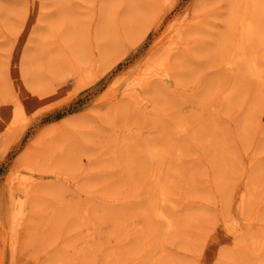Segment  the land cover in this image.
Listing matches in <instances>:
<instances>
[{
  "label": "rangeland",
  "instance_id": "obj_1",
  "mask_svg": "<svg viewBox=\"0 0 264 264\" xmlns=\"http://www.w3.org/2000/svg\"><path fill=\"white\" fill-rule=\"evenodd\" d=\"M235 4L0 0V264H46L48 255L64 247L75 256L83 246L85 259L70 264H110L113 249L126 251L116 264H126L127 256L135 264L146 238L165 246L179 264H259L264 249L258 257L251 254L254 239L264 237V0L248 1L252 14L245 27L235 18ZM131 18L138 21L132 28ZM147 22L150 27L139 33ZM243 31L247 46L258 50L259 66L244 53L240 60L232 55ZM97 41L112 49L96 48L103 62L92 68L91 45ZM65 43L80 62L65 58ZM88 66L97 76L85 83ZM245 113L254 115L250 133ZM39 133L54 135L56 144L46 148L50 152L47 141L37 147L44 155L41 170L31 171L19 165L20 154ZM163 161L177 202L165 209L179 218L178 226L162 215L148 222L141 211L150 199V174ZM23 175L42 189L31 202L19 184ZM78 206L93 211L92 233L71 222ZM54 209L64 210L57 229L44 223ZM97 209L106 214L98 223Z\"/></svg>",
  "mask_w": 264,
  "mask_h": 264
},
{
  "label": "bare ground",
  "instance_id": "obj_2",
  "mask_svg": "<svg viewBox=\"0 0 264 264\" xmlns=\"http://www.w3.org/2000/svg\"><path fill=\"white\" fill-rule=\"evenodd\" d=\"M248 1L249 0H237V4H235L234 6H233V10H234V13H235V18H237V21L239 22V24L242 26V27H245V26H248V22H249V19L251 18V14H252V11H251V9H248L247 8V3H248ZM157 2V1H156ZM66 3V2H65ZM73 3V2H72ZM73 4H75V3H73ZM152 5V4H151ZM71 6V5H70ZM69 6V7H70ZM76 6V5H75ZM64 8V7H63ZM62 9V8H61ZM68 9V8H67ZM58 10H59V8H58ZM64 10H66V9H64ZM141 10V9H140ZM66 12H67V10H66ZM141 14L143 15L144 13H142L141 12ZM96 15V14H95ZM145 15V14H144ZM147 15V14H146ZM57 16V15H56ZM53 17V16H52ZM51 17V18H52ZM144 17V16H143ZM94 17H92V19H93ZM136 18V17H135ZM138 18V17H137ZM50 20H52V19H50ZM130 20V19H129ZM138 20V19H137ZM142 20V19H141ZM89 22V21H88ZM135 22H138V21H135V19L134 18H131V20H130V22L128 23V27H131V26H133L134 25V23ZM140 22V21H139ZM143 22V21H142ZM141 22V23H142ZM89 23H92V22H89ZM150 23L151 22H147V23H145V25H144V23H143V26H140V29L138 30L139 31V33L140 32H145L146 30H147V28L148 27H150ZM76 25V24H75ZM138 25V24H137ZM140 25V24H139ZM123 28V27H122ZM132 28V27H131ZM90 29H91V27H90ZM90 31V30H89ZM94 31H95V29H94ZM93 31V32H94ZM122 32H123V29H122ZM64 34H68V31L66 32H64ZM90 34H91V31H90ZM82 35V34H81ZM93 35V34H92ZM70 37V36H69ZM90 37H92V36H90ZM110 38V37H109ZM92 39V38H91ZM139 39V38H138ZM251 40H252V43H255V38H250ZM67 41H69V40H67ZM71 41V40H70ZM98 42V41H97ZM97 42H95V43H93V42H91V43H93L92 45H91V57H90V61H91V66H93L92 68H95L96 67V64H97V62L99 61V60H102V57H100L97 53H98V51L96 52V48H98V49H100V50H104V52H106V51H110L111 49H112V46L111 45H106V47H100L101 46V42L99 43H97ZM71 43V42H70ZM249 43V41H248V39H247V32H245L244 33V31L243 32H241L240 33V36L237 38V40L235 41V45H234V53L232 54L236 59L238 58L239 60L240 59H244L243 58V56H242V54L244 53L245 55H248L249 57H250V59H251V62H253L252 64H254V65H258L259 63H257L256 61H259V58L257 57V55H259L258 54V50L256 49V48H252L251 46H250V48L247 46V44ZM63 45V49L64 50H66L67 51V53H66V55H65V58L68 60V61H70V62H73V63H77V62H80V60H79V56L80 55H77V53L76 52H72L71 53V51L70 50H68V48H67V43H65V44H62ZM69 45V44H68ZM42 48L44 49V47H43V45H42ZM45 50V49H44ZM121 50H122V48H121ZM113 52V51H112ZM112 52H111V54H112ZM116 52V51H115ZM118 52V51H117ZM57 55V54H56ZM58 56V55H57ZM110 56V55H109ZM119 56V55H118ZM120 56H121V53H120ZM231 56V55H230ZM169 57H170V55H169ZM230 57H228V59H229ZM114 59H115V56H112V57H109V58H105L104 59V67L105 66H109V65H111V63L114 61ZM227 59V58H226ZM261 60V59H260ZM228 61H233V58H230ZM236 61V60H235ZM101 62H103V60L101 61ZM169 58L167 57V60H166V63H168L169 64ZM176 62V61H175ZM179 62H181L180 60H179ZM242 62H244V61H242ZM61 63V62H60ZM66 64H67V62H65ZM235 63V62H234ZM240 63H241V61H240ZM64 64V63H63ZM172 65H173V63H171ZM237 64V63H236ZM102 65V66H103ZM238 65H239V62H238ZM237 65V66H238ZM241 65H242V63H241ZM261 65H263V67L261 68ZM260 65V69H261V75H262V79L264 78V63L263 64H261ZM162 66V65H161ZM175 66V65H174ZM178 66V65H177ZM230 66H231V64H230ZM259 66V65H258ZM170 67H172V66H170ZM92 68H90V66H88V69H89V71H88V76H87V78H85L86 80L84 81L85 83H89L90 81H92V80H94L95 78H96V76H97V74H95V72H94V70L92 69ZM227 68H229V66L227 67ZM239 68H240V66L237 68L238 70H239ZM157 69V70H156ZM231 69V68H230ZM234 69V68H233ZM2 70V69H1ZM159 70H161L160 68H159V66H156V68H155V71H158L159 72ZM155 74H156V72H155ZM154 74V75H155ZM239 79V78H238ZM219 80V79H218ZM229 80V79H228ZM237 80V79H236ZM236 80H234V81H236ZM246 80V79H245ZM248 80V79H247ZM222 81V80H221ZM233 81V82H234ZM239 82V81H238ZM39 83V82H38ZM37 84V83H36ZM40 84V83H39ZM234 84H236V83H234ZM241 84V83H240ZM240 84H238V85H240ZM244 84V83H243ZM38 85V84H37ZM248 85H250V83H249V81H248ZM248 85L246 86L247 88H248ZM234 86H236V85H234ZM241 86H242V84H241ZM114 87V86H113ZM229 87V86H228ZM231 87V86H230ZM230 87H229V90H230ZM225 88V87H224ZM223 88V89H224ZM236 88V87H235ZM227 89V88H226ZM232 89H233V87H232ZM108 90H110V88L108 89ZM234 90V89H233ZM249 90V89H248ZM248 90H247V92H248ZM235 91H237V90H235ZM244 91V90H243ZM243 93H245V92H243ZM243 93H240V95L241 94H243ZM209 94V93H208ZM38 95H39V93H38ZM161 95V94H160ZM211 95V94H210ZM209 95V96H210ZM233 96H234V94H232ZM231 95V96H232ZM236 95H238V94H236ZM244 95V94H243ZM247 96V95H246ZM245 96V97H246ZM234 97H236V96H234ZM241 97V96H240ZM238 98V97H237ZM254 98V97H253ZM258 98V97H257ZM257 98H255V99H257ZM17 99V98H16ZM160 99V98H159ZM231 99H232V97H231ZM231 99H230V101H231ZM235 99V98H234ZM241 100V99H240ZM258 100V99H257ZM233 102H234V100H232ZM255 102V101H254ZM257 102V101H256ZM19 102H18V100H16V105L18 104ZM253 105H251L250 107H252ZM20 108L21 106H20V103H19V105H17L16 106V108ZM21 109V108H20ZM16 110H18V109H16ZM246 110H249V112H250V109H248V108H246ZM244 111V110H243ZM252 111V110H251ZM21 111H19V113H20ZM202 113V112H201ZM246 113H247V111H246ZM245 113V114H246ZM244 114V115H245ZM247 115V114H246ZM245 115V116H246ZM249 115V116H248ZM246 117H247V119L245 118V117H243V118H245L246 120H249L250 119V117H251V121H252V118H253V116H251V114L249 113ZM202 116V115H201ZM242 120H244V119H242ZM246 120H244V123H245V121ZM251 121L249 120L248 121V123H247V121H246V123H247V127H246V123L244 124L245 125V127H246V130L249 132V130H248V126H249V124H251ZM215 124V123H214ZM216 125V124H215ZM243 125V126H244ZM259 125V124H258ZM188 126V125H187ZM252 126V125H251ZM250 126V127H251ZM186 127V126H185ZM185 127H182V129H184ZM213 127H216V126H213ZM212 127V128H213ZM244 127V128H245ZM243 128V127H242ZM243 128V129H244ZM258 129H259V127H258ZM216 129H214V131H215ZM21 132V131H20ZM250 133V132H249ZM246 134V133H245ZM248 134V133H247ZM18 135V134H17ZM72 138V137H71ZM48 139V140H47ZM73 139V138H72ZM47 141L48 142V144L47 145H45L44 146V149H45V151H47V152H50L48 149L46 150V148L48 147V146H53V145H55L56 144V140H55V137H54V135H50V136H45L44 134H42V133H39L38 135H37V138L35 139V143L33 144V143H31V145L29 144V148H28V150L26 151V152H23L22 153V155L20 154V158L23 160L21 163H19V165H21V166H25V167H27L29 170H31V171H33V170H38L39 169V171L41 170L40 168H39V164H40V160L44 157V155H40V153L38 152L39 150L37 149V147H41V146H43V144L45 143V142ZM73 141V140H72ZM79 143V142H78ZM71 144H72V142H71ZM80 144V143H79ZM75 145V144H74ZM225 146V144H223V147ZM34 147L37 149L36 151H34ZM73 147V146H72ZM77 147V146H76ZM80 146H78V148H79ZM222 147V148H223ZM226 147V146H225ZM77 148V149H78ZM114 148V147H113ZM221 148V150H223ZM41 149V148H40ZM74 149H76V148H74ZM81 149L83 150V148H81L80 147V149H79V151H81ZM225 149V148H224ZM229 149V148H228ZM23 151V150H22ZM33 151L35 152V154H33ZM71 151H73V150H71ZM226 151V150H225ZM36 152H38V153H36ZM75 153H77V152H75ZM227 153H228V151H227ZM234 153V152H233ZM41 154H43V153H41ZM79 153H77V155H78ZM221 154H223V151L221 152ZM232 154V153H231ZM31 155H33V161H31V160H29V157L31 158ZM227 155V154H226ZM222 156V155H221ZM221 156H220V159H221ZM223 158H225L224 156H222ZM19 158V159H20ZM18 159V160H19ZM44 160V159H43ZM42 160V161H43ZM223 160V159H222ZM221 160V161H222ZM225 160V159H224ZM223 160V162H222V164L223 163H225V161ZM165 162L166 161H163V163H161V165L159 166V168L157 169H153L152 170V172H151V177H152V179H151V182L153 181V184H151L152 186H151V193H150V199H149V202H148V204L147 205H145L144 204V206L142 207L141 205L143 204V202H142V204L140 205V206H137V207H142L141 208V211L144 213V216H145V214H146V218L145 219H147L148 220V222H151V223H153V222H156L157 220H159L158 219V217H159V215H162V217H165V218H170L171 217V220L172 221H174L173 222V225L174 226H178V222H179V218L177 219V220H175V218L173 217V215L171 214V213H169L166 209H165V205H167V204H170L171 205V207H176L177 206V202L175 201V200H172V198H171V194H170V185H171V182H172V179H171V177L168 175V169H166V165H165ZM41 163H43V162H41ZM230 163V162H229ZM52 164V163H51ZM225 165V164H224ZM227 165V164H226ZM222 167H223V165H221ZM228 166V165H227ZM43 167V166H42ZM53 167H54V165H53ZM222 167H220L222 170H223V168ZM226 167V166H225ZM47 168V167H46ZM57 168V167H56ZM228 168V167H227ZM226 168V169H227ZM43 169V168H42ZM48 169V168H47ZM52 170V169H51ZM61 170V169H60ZM31 171H30V173H31ZM43 171V170H42ZM45 171V170H44ZM47 171V170H46ZM56 171V170H55ZM58 171V170H57ZM224 171V170H223ZM29 172V171H28ZM50 172V171H49ZM62 172V171H61ZM224 174L225 173H227V172H223ZM222 173V175L224 176V174ZM20 173L18 172V175H19ZM61 174V173H60ZM62 175V174H61ZM78 175H80L81 176V173H79ZM77 175V176H78ZM92 175H94V174H92ZM91 174H90V177L92 176ZM24 176V175H23ZM76 176V177H77ZM64 178V177H63ZM101 178H103V176L101 177ZM37 179H40V178H37ZM91 179H93V178H91ZM47 180V179H46ZM90 180V179H89ZM94 180H96V178L94 179ZM93 180V181H94ZM195 180V179H194ZM86 181V180H85ZM88 183V182H87ZM19 184H21V187H22V189H23V191L25 192V194H26V198L28 199V201L29 202H31L32 201V199H33V196L34 197H39V194L41 193V186L40 187H38L37 185L39 184L38 182H36V181H34V178H31V177H29V176H24V177H21L20 176V180H19ZM57 184V183H56ZM85 185V184H84ZM20 187V186H19ZM21 187H20V189H21ZM45 188H47V187H45ZM44 188V189H45ZM252 188H254V185H252ZM48 189V188H47ZM78 189V188H77ZM81 189H82V187H81ZM150 189V188H149ZM79 191V190H78ZM91 191V190H90ZM94 193V192H93ZM46 194V193H45ZM95 194V193H94ZM149 194V193H148ZM44 196V195H43ZM58 197V196H57ZM118 197V198H117ZM116 197V199H119V197L120 196H117ZM45 198V197H44ZM43 198V199H44ZM125 198V197H124ZM127 200V198H125V201ZM113 201H114V199H113ZM122 201H123V199H122ZM110 202V201H109ZM119 202H121V201H119ZM118 202V203H119ZM58 203V202H57ZM82 203V202H81ZM111 203V205H110V207L112 206V201L110 202ZM109 203V204H110ZM115 203V202H114ZM52 205V207H53V204H51ZM56 205V204H55ZM60 205V204H59ZM59 205H57V206H59ZM115 205H116V203H115ZM114 205V206H115ZM34 206V204L32 205V207ZM97 205H95V208H97L96 207ZM68 207V206H67ZM110 207H106L107 209L108 208H110ZM137 207H135V208H137ZM56 208V207H55ZM92 208V207H91ZM105 208V209H106ZM115 208V207H114ZM114 208L113 207H111V209H113L114 210ZM117 208V207H116ZM116 208H115V210H116ZM123 208V207H122ZM140 208H139V210H140ZM51 209V208H50ZM49 209V210H50ZM70 209V208H69ZM78 209H80V214H79V216H77V218H76V215L74 214V213H72L71 214V222L74 224V225H77V226H80L81 227V225H83V226H86L87 228H88V230L92 233L94 230H95V228H94V230H93V226L95 225V222L94 221H92V220H90V218H89V213L90 212H93L92 210L88 213V211H87V208H86V206H78ZM104 209V210H105ZM111 209H109V211H107V212H111ZM118 209V208H117ZM119 209H121V207H119ZM126 210L128 209V208H125ZM129 209H131V208H129ZM134 209V208H133ZM132 209V210H133ZM94 210V209H93ZM138 210V209H137ZM138 210V211H139ZM36 211V208H34V210H33V212H35ZM41 211V210H40ZM43 211V210H42ZM62 211H64V210H62ZM61 210H59V209H57V210H55L54 209V211L52 212V215H51V217L49 216V218L47 219L46 218V220L44 221V223L45 224H50L51 226H53V229L55 228V229H57V226H58V223H59V220H60V218H61V216H60V214H61V212H62ZM97 211H98V209H97ZM106 211V210H105ZM117 211V210H116ZM134 211V210H133ZM133 211H131V212H133ZM136 211V210H135ZM48 212V211H47ZM72 212H74V211H72ZM95 213H99L98 215H97V223H98V219L100 218V215L102 214H100V212L98 211V212H96V211H94ZM113 212V211H112ZM112 212H111V214H112ZM119 213H120V210L118 211ZM117 212V213H118ZM123 212V211H122ZM130 212V213H131ZM141 212V213H142ZM119 213H118V215H119ZM44 214V213H43ZM110 213L108 214L107 213V216L108 215H111ZM116 214V213H115ZM121 214V213H120ZM122 214H124V216H125V214L126 213H122ZM104 215H106V214H104ZM103 214H102V216L103 217H105ZM117 215V216H118ZM127 215V214H126ZM128 215H130L129 214V212H128ZM143 215V214H142ZM43 216V215H42ZM92 216V215H91ZM99 216V217H98ZM26 217V216H25ZM110 217H112V216H110ZM121 217H123V215H121ZM96 218V217H95ZM109 218V217H108ZM115 218H117L116 216H115ZM28 219H31L30 217L28 218ZM88 219V220H87ZM96 220V219H95ZM101 220V219H100ZM116 220V219H115ZM147 220L145 221V222H147ZM150 220V221H149ZM61 221V220H60ZM65 222V221H64ZM67 222V221H66ZM65 222V223H66ZM100 222H102V221H100ZM104 222V221H103ZM30 223V222H29ZM64 223V224H65ZM27 223H25V225H26ZM156 224V223H155ZM31 225H33V224H31ZM97 225V224H96ZM41 226V225H40ZM82 226V227H83ZM27 227V226H26ZM68 227V226H67ZM135 227V226H134ZM138 227V226H137ZM65 228V227H64ZM27 229V228H26ZM38 230L40 229V228H37ZM78 230V229H77ZM83 230H85V228L83 229ZM28 231V230H27ZM30 231V230H29ZM34 231V230H33ZM134 231V230H133ZM139 231V230H138ZM38 232V231H37ZM75 232V231H74ZM29 233V232H28ZM61 233H62V231H61ZM91 233H89V234H91ZM57 234V233H56ZM255 238V237H254ZM264 238V237H263ZM263 238H261L260 236L259 237H256V239H254V241H253V246H254V252L251 254L252 255V257H258L259 255H260V252H259V250L260 249H264L263 247H264V239ZM46 241V240H45ZM57 241H58V239H57ZM92 241V240H91ZM70 242V241H69ZM91 243V242H90ZM47 244V243H46ZM86 244V243H85ZM144 244H146V248H145V250L143 251V254L144 255H141L140 257V259H139V263L137 262V263H135V264H179V262H178V260H175V258L174 257H172V256H170V253L166 250V248H165V246H163V245H159V246H157V245H154V246H152L151 244V242H150V240H148V238H146L145 239V243ZM52 246H53V244H52ZM51 246V247H52ZM65 246V245H64ZM90 246H91V244H90ZM89 246V247H90ZM54 247V246H53ZM85 246H83V247H81V248H77L76 250H75V256H70L69 254H68V248H63V249H61V250H59V251H57L53 256H49L48 255V258H47V260H46V264H70V263H72L75 259L76 260H78L79 261V259H81V258H84L85 259V257H86V255H87V253H86V251L85 250H83V248H84ZM87 248H88V246H87ZM47 249H48V246H47ZM57 249V248H56ZM45 250V249H44ZM48 251V250H47ZM55 252V251H54ZM126 251L124 250V249H113L111 252H108V254L109 253H111L110 254V257H109V255H108V257H107V261L109 260L110 262V264H116V262H120V261H123V259H122V255L125 253ZM129 253V252H128ZM262 253H264V250H263V252ZM52 254H53V252H52ZM134 258V257H133ZM133 258H131L130 256H127L126 258H125V260H127L128 262H126V264H129L130 262H131V260L133 259ZM254 262V261H253ZM253 262H251V261H249V264H253ZM258 262H259V264H264V258H263V254H262V258H259V260H258ZM42 264L44 263L43 261L41 262Z\"/></svg>",
  "mask_w": 264,
  "mask_h": 264
}]
</instances>
